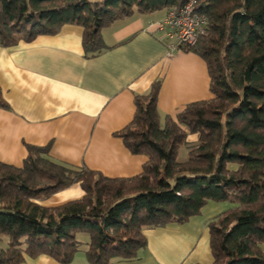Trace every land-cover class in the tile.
Listing matches in <instances>:
<instances>
[{
	"label": "trees",
	"instance_id": "16d2710c",
	"mask_svg": "<svg viewBox=\"0 0 264 264\" xmlns=\"http://www.w3.org/2000/svg\"><path fill=\"white\" fill-rule=\"evenodd\" d=\"M186 1L0 0V45L73 24L92 56L105 48L101 31L113 22ZM196 11L205 31L178 49L206 62L212 97L161 125L159 81L136 95L133 119L115 133L148 158L131 178L56 163L31 145L21 167L0 162V264H21L24 255L69 263L79 251L90 264L133 260L146 246L144 230L182 224L209 201L234 205L208 224L212 264H264V0H197ZM0 107H7L1 92ZM182 144H190L189 155L177 161ZM73 183L81 198L37 202Z\"/></svg>",
	"mask_w": 264,
	"mask_h": 264
},
{
	"label": "crops",
	"instance_id": "0c3cea01",
	"mask_svg": "<svg viewBox=\"0 0 264 264\" xmlns=\"http://www.w3.org/2000/svg\"><path fill=\"white\" fill-rule=\"evenodd\" d=\"M162 10L134 12L103 28L105 48L92 56L83 50V28L73 24L29 42L0 45V92L7 104L0 107V162L21 167L31 145L45 148L56 163L107 178L138 175L147 156L131 153L115 135L133 119L135 96L159 81L161 125L187 104L212 97L201 57L181 49L168 54L175 39L157 29L167 13ZM83 195L79 183H73L37 202L53 207ZM232 206L209 201L182 224L144 230L146 246L137 257L111 264H212L208 224ZM21 264L90 263L79 251L69 263L24 255Z\"/></svg>",
	"mask_w": 264,
	"mask_h": 264
},
{
	"label": "built area",
	"instance_id": "2783aa9c",
	"mask_svg": "<svg viewBox=\"0 0 264 264\" xmlns=\"http://www.w3.org/2000/svg\"><path fill=\"white\" fill-rule=\"evenodd\" d=\"M196 8L197 0H187L179 7L167 9L165 18L156 24L157 29L165 30L168 36L174 35L175 44L169 47V55L181 45H194L204 33L206 19Z\"/></svg>",
	"mask_w": 264,
	"mask_h": 264
},
{
	"label": "rangeland",
	"instance_id": "374dc122",
	"mask_svg": "<svg viewBox=\"0 0 264 264\" xmlns=\"http://www.w3.org/2000/svg\"><path fill=\"white\" fill-rule=\"evenodd\" d=\"M159 14H162L161 11H159ZM189 149H190V144H182L179 147V151H178V155H177V161H184L187 159L188 155H189ZM80 240H85L87 238L86 234H81L80 236Z\"/></svg>",
	"mask_w": 264,
	"mask_h": 264
}]
</instances>
